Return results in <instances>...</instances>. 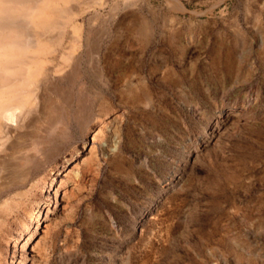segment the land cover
<instances>
[{"label": "rangeland", "instance_id": "374dc122", "mask_svg": "<svg viewBox=\"0 0 264 264\" xmlns=\"http://www.w3.org/2000/svg\"><path fill=\"white\" fill-rule=\"evenodd\" d=\"M16 57L0 264H264V0H0Z\"/></svg>", "mask_w": 264, "mask_h": 264}, {"label": "bare ground", "instance_id": "6f19581e", "mask_svg": "<svg viewBox=\"0 0 264 264\" xmlns=\"http://www.w3.org/2000/svg\"><path fill=\"white\" fill-rule=\"evenodd\" d=\"M18 61H19V59L17 57L13 58V61L11 60V61L5 62V61L0 60V69L3 71L2 72L3 74L0 75V82H3L2 84H0V132L1 133H2V130L6 128L5 127L6 124L11 125L14 122H17V118L20 116L22 109H23L24 101H23L22 91L14 89L15 86L11 85L12 84L11 82H10L11 84H9V82H7L8 81L7 80L8 72L15 69L14 65H16ZM11 63L14 65H11ZM20 80H21V78H20ZM15 82L16 83H14V84L18 83V81H15ZM24 82H25V80H24ZM30 83H32V82H30ZM20 84H22V83L20 82ZM33 85H35V84H33ZM29 94H31V93H29ZM30 98H31V96H30ZM0 145H1V141H0ZM35 148H37V146H35ZM53 182H54V178H52L49 181V183L47 185L48 188L53 187L52 186Z\"/></svg>", "mask_w": 264, "mask_h": 264}]
</instances>
